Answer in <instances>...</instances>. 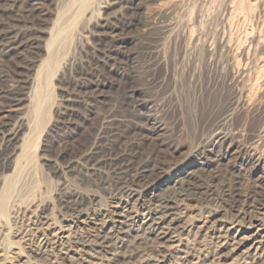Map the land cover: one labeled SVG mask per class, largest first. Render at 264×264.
I'll list each match as a JSON object with an SVG mask.
<instances>
[{
    "label": "rangeland",
    "instance_id": "1",
    "mask_svg": "<svg viewBox=\"0 0 264 264\" xmlns=\"http://www.w3.org/2000/svg\"><path fill=\"white\" fill-rule=\"evenodd\" d=\"M62 1L44 0L37 6L35 15L41 24L40 31L44 30L47 34L36 32L40 45L48 39L57 7ZM99 2V8L89 17L90 20L75 28L73 40L64 50L68 65L64 67L61 64V67L59 63L52 76L48 73L43 79L44 108L39 115L38 124L32 126L30 133H26L28 153L21 161L22 171L25 177L29 176L38 185L39 192L42 191L40 193L47 208V219L58 227L68 228L71 231V242L77 243L76 247L91 242H105L108 236L123 238L116 231L109 232L113 225L110 209L119 203V197L115 196L111 188L116 174L103 169L93 173L84 168L81 161L69 162L61 158L60 152L74 146L65 144L63 140L77 133L82 135L77 139L75 150L82 143L89 144L88 142H93L95 149L99 151L114 145L115 159L135 160L150 170L155 167L148 182L153 184L155 194L158 193L161 197H168L178 187L180 178L191 172L205 191L203 200L188 201V210L180 212L182 221H188L189 216L193 215L212 219L211 222L223 219L232 214L230 208L234 202L246 206L262 198L264 171L262 162L257 163L255 159L257 156L264 157V138L259 139L258 134L261 127H264V91L256 96L248 108H241L237 104L235 89L225 84L223 78L212 71V67H206L202 63V42L221 28L219 20L222 7L219 0ZM134 2L139 5L138 15L132 16L135 19L134 25L124 31H117L121 28L118 27L121 26L120 18L126 16V5L131 6ZM2 4L0 3L1 10ZM198 5L204 7V10H200ZM16 10L10 7L6 13L12 16ZM1 13L2 29L7 24ZM189 15H198L199 26L202 25H197L199 45L196 48H187L188 40L184 39L188 36V20L192 17ZM214 18L216 20L212 22ZM105 24L118 28L111 33L103 27ZM117 45L121 46L119 51L112 48ZM42 59L43 56L36 55L25 44L15 58H5L3 51H0V149L9 131L24 132L22 122L29 116V109L24 103L8 105L5 104L7 100L4 97L21 98L27 82L34 79L35 72L39 69L36 66L39 67ZM95 89L102 91L92 98L90 92ZM64 109L76 117V122L62 121L61 111ZM216 134L223 135L222 142H216ZM14 143L15 140L11 141L10 146H14ZM1 153L0 170L5 168ZM156 166L162 167V170L156 172ZM75 196L81 199L85 210L84 217L79 219L82 220L79 225L73 223L74 218H70V213L66 212L62 203L64 199ZM120 202L125 205L123 201ZM156 206L153 204L149 207L153 209ZM19 213L17 220L10 225L6 237L14 241L18 240L14 237L24 235L26 229L27 233L22 241H18L19 250L9 248L2 264H17L20 254L31 264H67L61 262V258L56 255L55 250L58 249L55 245L49 242L42 246L38 235L32 236L29 233L31 224L39 217L26 212ZM129 235L130 233L124 237L126 248L120 251L122 255L126 251L129 255L132 251V255H119L113 264H126L139 251L151 256L148 264H162L163 254L155 250L146 232L139 233V237L135 239L133 235ZM200 239L202 238H190L188 247L199 257L206 250L208 255H204L210 259L209 250L212 248L208 252L207 245L206 248L197 245ZM5 240V237H1L2 246ZM238 254L237 252L233 257Z\"/></svg>",
    "mask_w": 264,
    "mask_h": 264
},
{
    "label": "bare ground",
    "instance_id": "2",
    "mask_svg": "<svg viewBox=\"0 0 264 264\" xmlns=\"http://www.w3.org/2000/svg\"><path fill=\"white\" fill-rule=\"evenodd\" d=\"M43 1L44 0H34L33 2L32 0H0V3L4 4H2L3 10L0 8V12L5 16L7 24L5 27H2V29L0 28V51H3L5 58L17 57V53L24 44L28 49H32L36 55L44 57V59H42L43 61L39 63V67L38 65L36 66L39 69L36 70L34 79L27 82L25 93L21 98L16 99L15 97L14 99L11 96H3L7 100L5 104L9 105L13 103L16 105L24 103L29 109V116L23 121L24 123L22 122L24 132H19V134L18 132L16 133L15 130L9 131L0 149V153L3 151L1 154L4 157L3 160H5V168L0 170V239L1 237H5L6 239L3 246L0 244V264H2L3 257L7 254L10 247L16 251L19 250L18 241H22L26 236L27 229L25 233H23L24 235H16L14 237V239L17 238L18 240L13 241L10 239V241L6 237L10 225L14 224L17 220L19 212H26V214L37 215L39 217L37 221H33L31 224L29 233L31 232L32 236L38 235L40 245L42 246H45L49 242L53 246L55 245V248L58 249L55 250L57 251L56 255L61 258V262H66L67 264H113L116 257L119 255L124 257L132 255V251H130L129 255L127 251L123 255L121 254L120 250H123L127 246L124 237L130 233L129 236L131 237L133 235L135 239L139 237V233L141 232H146L149 237L148 239H150L153 244L149 243L150 246H154L155 250L163 254V257L161 255L162 264L166 261L168 264H264L263 193L262 198L246 206L240 205L237 201L234 203L232 202L233 205L232 208H230L232 209V214L229 217L211 222L212 219L209 220L206 217L202 218L198 215H188L190 217L189 220L182 221L180 212L188 210V201L203 200V191H205L199 181L192 176L191 172L188 176L180 178L178 187L168 197H161L158 193L155 194L153 184L148 182L149 175L153 173L155 167H151L152 169L150 170L147 166L142 165L141 162H135V160H127L125 158L118 159L117 157L115 159L113 157L115 152L114 145L99 151L95 149V144L93 142H88L89 144L82 143L80 147L75 150L74 147L78 144L77 139L79 137L81 138V133H79V135L77 133L78 136L75 135L69 139L63 140L65 144L68 143V145L71 144L74 146L60 152L61 158H65L69 162H73V160L81 161L85 166L84 168L93 173L100 172L103 169L108 172L113 171L116 174V180L112 187H110L112 191L115 192V196L119 197V203L110 209L111 223L113 225L109 232L116 231L118 234H122L123 238L108 236L107 239L105 238V242L102 241L103 245L102 243H92L90 241L92 244L81 245V243V246L76 247L77 243L73 242L72 244L71 242V231L68 228L65 226L58 227L55 223L47 219L45 216L47 208L45 207L42 194L40 193L42 191L40 190L39 192L37 188L38 185L36 186L35 183L29 179V176L28 178L27 176L25 177V173L23 174L22 171L21 161L28 153L27 134L32 131L33 125L36 126L38 124L39 115L44 108L45 98L42 93L44 89L42 85L43 79L47 77L46 75L48 73H51L52 76V72L55 71L59 63L60 65L63 64L64 67L68 65L67 54L64 50L67 49L69 43L73 40L76 31L75 28L80 27L79 25L81 23L89 21V17L93 15L94 11H97L95 9L99 8L97 5L99 0H63L57 7V14L54 23L50 27L48 39L45 42H41L40 45V43L37 42L38 37L36 36V32L40 31L41 24L38 17L35 15V10ZM177 3H179V1ZM219 3L222 7V15L221 17L219 16L221 28L216 29L209 39L202 42L203 44L200 48L203 53V59L201 58L202 63L206 67H212V71L217 76L222 77L225 84L235 89L237 104L241 108L246 109L256 96L264 91V0H219ZM199 4H201V2ZM198 6L200 7V5ZM10 7L14 10H18H16V12L14 11L15 13L12 16L6 13L7 8ZM137 7H139V5L135 2L131 6L126 5V16L123 14L124 18H120L122 19L121 26L118 27L121 28L117 29V31H124L134 25L135 19L132 16L138 15ZM191 14H193V12ZM197 17L198 15H195V17L192 16L189 20L187 19L188 36L187 38L183 36L185 40H188L187 48L190 46L196 48L199 45L196 36V30L199 26V19H197ZM215 20L216 18H214V20L212 19V22ZM200 26L202 25L200 24ZM103 27L111 33L118 28L111 24H105ZM262 30L263 34H261ZM40 33L41 35L46 34L44 30H41ZM120 47L121 46L117 45L112 48H114L115 51H119ZM101 91V89L97 91L95 89V91H91L90 94L93 98L94 95L98 96ZM61 115L62 121L66 123L76 122V117L68 113L66 109L61 111ZM261 128L262 130L258 133L260 135L259 139L264 138V127L262 126ZM215 139L216 142H222L223 135L216 134ZM13 140H15V145L18 144L17 146H10ZM255 161L257 163L262 162V170L264 171V157L257 156ZM159 170H162V167L156 166V172ZM8 172L9 174H6ZM150 194L151 196H148ZM120 200L123 201L125 205H122ZM62 203L66 212L70 213V218H74L75 222L73 223L79 225V222L82 221L79 219L85 215L81 199L75 196V198L64 199ZM153 204L157 206L151 209L149 206ZM41 216L43 218H41ZM193 237L202 238L200 239V243H197L200 247L204 246L203 248H206L207 245V251L209 248H212V250H209L211 252L208 251L211 255L210 259L205 256L208 255L206 254V250L204 253L205 255L203 254L200 257L195 256L197 253L194 255L193 252H191L188 246L191 242L189 239L191 238L192 240ZM45 248L44 250L47 249ZM201 252L202 250L199 251V253ZM237 252L239 254L234 258L233 255ZM139 253L134 254L135 258L126 264H148L151 256L144 252ZM156 255L154 256L157 257ZM17 256H19V254ZM19 258L20 261H17V264H31L27 262L21 254ZM152 260L154 259L152 258ZM53 262L55 261H52V263Z\"/></svg>",
    "mask_w": 264,
    "mask_h": 264
}]
</instances>
